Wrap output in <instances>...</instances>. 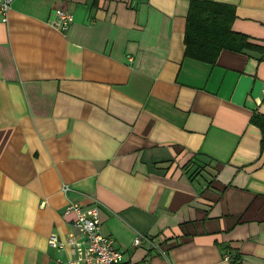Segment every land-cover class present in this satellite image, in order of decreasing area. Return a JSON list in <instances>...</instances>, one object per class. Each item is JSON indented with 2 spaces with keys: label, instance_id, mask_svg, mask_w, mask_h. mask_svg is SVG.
<instances>
[{
  "label": "crops",
  "instance_id": "crops-1",
  "mask_svg": "<svg viewBox=\"0 0 264 264\" xmlns=\"http://www.w3.org/2000/svg\"><path fill=\"white\" fill-rule=\"evenodd\" d=\"M130 1L13 0L0 19V264H68L48 240L74 231L71 203L98 206L126 264H264V53L185 58L190 0ZM209 1L264 47V0Z\"/></svg>",
  "mask_w": 264,
  "mask_h": 264
},
{
  "label": "trees",
  "instance_id": "trees-1",
  "mask_svg": "<svg viewBox=\"0 0 264 264\" xmlns=\"http://www.w3.org/2000/svg\"><path fill=\"white\" fill-rule=\"evenodd\" d=\"M236 20L235 7L209 0H190L184 32V57L198 62L215 65L222 51L244 54L245 52L264 53V47L256 44L248 35L233 30ZM254 121L261 128L264 144V118L255 115ZM190 162L184 166L189 178L197 173L208 171V163L192 169Z\"/></svg>",
  "mask_w": 264,
  "mask_h": 264
},
{
  "label": "built area",
  "instance_id": "built-area-1",
  "mask_svg": "<svg viewBox=\"0 0 264 264\" xmlns=\"http://www.w3.org/2000/svg\"><path fill=\"white\" fill-rule=\"evenodd\" d=\"M137 0H131L130 6L135 7ZM13 0H0V19L7 22ZM73 22V15L70 11L58 9L54 12V19L50 23L59 32L65 33ZM264 95V87L262 90ZM68 191L67 187L63 188ZM67 214L73 216V232L69 233L65 241L57 236H50L48 244L52 248L70 250L71 258L68 264H126L123 254L114 246L112 238L104 236L100 227V211L96 204L89 207H82L80 204L71 203L66 208ZM145 241L151 250H160V244L155 239L136 238L134 245L139 246ZM224 260H230L226 255ZM149 264V263H145Z\"/></svg>",
  "mask_w": 264,
  "mask_h": 264
}]
</instances>
